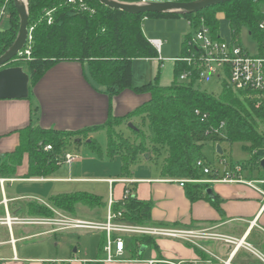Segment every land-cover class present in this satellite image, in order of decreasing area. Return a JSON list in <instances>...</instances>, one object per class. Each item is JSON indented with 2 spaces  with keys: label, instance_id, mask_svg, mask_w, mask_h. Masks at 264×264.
Segmentation results:
<instances>
[{
  "label": "trees",
  "instance_id": "trees-1",
  "mask_svg": "<svg viewBox=\"0 0 264 264\" xmlns=\"http://www.w3.org/2000/svg\"><path fill=\"white\" fill-rule=\"evenodd\" d=\"M80 1V0H77ZM87 10L78 4H68L67 0H28L29 27H33L31 59L13 60L6 68L22 67L30 77L29 100L32 90L43 76L55 65L62 62H81L89 67L94 83L105 89L111 100L107 121L100 126L79 132L46 129L29 125L18 131L19 146L0 157V178L14 177L17 168L28 158L27 178L49 177L61 167L68 147L78 139H84L86 147L100 159H114L120 156L123 162V175L129 174L130 166L141 156L162 153L166 158L162 175L168 179H187L204 181L217 178V171L206 160L203 147L206 139L214 141L249 143L254 166L262 169L259 152L264 153V95L250 91H235L226 84L220 96H214L197 88L198 75L193 74L188 82L180 81L184 72L193 70L187 62L179 59L189 56V41L192 32L184 38V53L175 61L174 79L171 85L162 86L161 71L148 84L134 87L133 61L137 59H157L160 54L144 32L143 22L151 17H186L195 22L204 18L212 35L230 44H241L243 29H247L254 39L261 41L259 23L263 19L264 0H235L207 8L191 14H131L109 8L98 0H83ZM136 3L141 0H119ZM197 1V0H181ZM54 10L53 22L48 23L46 12ZM222 14V15H220ZM21 19L11 4L10 26L0 32V58L4 56L17 40ZM125 90L139 94H149V100L126 114L117 117L113 114L112 100ZM197 111L199 114H197ZM206 115V119H202ZM147 121V132L134 131L136 141H131L117 132V128L133 118ZM225 124L224 137L207 135L212 129ZM105 130L108 138L106 152L95 139L87 141L91 132ZM82 144V142H79ZM50 146V150H45ZM201 162L202 166L198 163ZM247 168V162L240 163ZM210 168L211 174L204 172ZM208 183H186L184 188L192 203L200 200L218 207V200L208 194ZM90 209L107 208L102 198L88 192H75L52 196L48 205L31 202L29 215L33 217H54L52 209L70 216L77 214V206ZM153 205L133 195L129 186L125 187L124 198L113 205L120 213L122 222L140 225L151 223ZM105 238H102L100 252L103 251ZM134 256L142 246L160 252L156 238L130 237Z\"/></svg>",
  "mask_w": 264,
  "mask_h": 264
},
{
  "label": "crops",
  "instance_id": "crops-1",
  "mask_svg": "<svg viewBox=\"0 0 264 264\" xmlns=\"http://www.w3.org/2000/svg\"><path fill=\"white\" fill-rule=\"evenodd\" d=\"M149 21L145 18L143 22L145 35L147 32L152 34ZM145 22L147 25H144ZM187 34H184L181 42L177 41L171 49L169 48L171 42H164L161 36L148 37L146 35L152 44L153 41H161L162 46L158 51L160 56L157 59L133 61V86L140 87L150 83L159 71H161L160 83H162L164 75H162V69H166L168 65L172 67V79L169 84L171 85L174 79L175 60L183 56V43ZM141 60L153 63V73L148 77L149 79L140 78L135 71V63ZM104 91L103 87L93 82L86 63L62 62L51 68L34 86L31 100H0L1 159L19 146L18 131L29 125L71 132L103 125L108 119L111 105V100ZM148 100L149 94L125 90L113 98V114L117 117L125 116ZM144 121L143 118H133L118 127L117 132L120 134L122 128H126L127 131L129 130L127 138L134 141V131H138L137 125ZM102 131L106 132L98 130L89 133L86 140H99L100 143H98L105 151L107 147L102 145L100 141L102 139L98 137V133ZM77 141L78 143L83 142L84 139ZM75 157L77 160L69 166L67 176L57 175L60 173V167L49 177L27 178L29 165L28 158L25 156L14 177L0 178V219L26 221L41 218L29 215V203L48 205L52 196L70 194L55 191L53 183L73 184L100 181L109 185L108 181L113 180L114 184L110 189L116 203L123 200L126 186L130 187L133 195L138 199L152 203L151 225L208 230L238 240L244 239L250 248L246 249L223 241L201 240L199 246H194L180 240L156 238L160 252L142 246L134 256L130 246V237H126V251L122 260L100 264H177L193 261H198L199 264H264L261 258H264V168L258 169L250 163L252 157L250 161H247L246 169L238 163L232 164L229 169L225 170L233 172L236 168H241L237 177L247 183L210 184L209 189L213 191V200H218V207L205 200L192 203L187 197L184 186L174 182V179L163 177L161 170H154L152 161L157 159H154L153 153L148 158L141 156L138 160L141 163L130 166L128 175H123L122 159L116 156L114 161L121 159L120 163L113 162L118 176L108 175L109 169H106L108 166L106 161L98 162L94 157L85 158L77 155ZM100 169H105L101 174H104L102 177L91 176L93 170L101 171ZM106 209L108 211V204ZM52 210L55 215L57 212L65 214L55 209ZM77 210H79L78 206ZM81 211L84 212V210ZM71 217L81 219L77 215ZM42 227L44 226L28 223L0 224V264L47 263L45 259L32 257L27 251L28 247L31 244H37L33 240L43 236L57 235L63 231L50 233L48 232L50 229L43 230ZM103 238H105L104 233ZM100 251L99 247L96 255L94 253L88 259L81 260L75 256L79 252L77 250L73 252V258L65 263L81 264L80 261L89 262L90 260L93 263L97 260H104L106 255L104 251Z\"/></svg>",
  "mask_w": 264,
  "mask_h": 264
},
{
  "label": "built area",
  "instance_id": "built-area-1",
  "mask_svg": "<svg viewBox=\"0 0 264 264\" xmlns=\"http://www.w3.org/2000/svg\"><path fill=\"white\" fill-rule=\"evenodd\" d=\"M156 0H141L136 4L147 5ZM68 4L79 5L81 8L87 7L83 0H67ZM11 4L12 0H0V32L5 30L7 24L11 20ZM264 4L262 5L263 19L259 23V31L263 35V39L258 41L254 39L256 45V52L252 53L248 48L244 47L242 43L230 44L220 37H214L211 33V29L206 24L204 18H201L197 22L192 19H188L190 27L193 29L192 38L189 41V56L179 59L185 61L193 69L191 71L184 72L180 81L188 82L192 78L193 74L198 75V79L203 80L208 76H215L219 71H223L227 77L228 85L235 91H250L257 92L264 95ZM54 10L46 12L48 23L53 22ZM172 14H180L179 11H173ZM33 27H29L27 43L24 49L19 53L15 60L26 61L31 59L32 54V42H33ZM251 38H254L250 34ZM153 45L159 51L161 49V41H153ZM176 61V60H175ZM194 72V73H193ZM197 114L199 112L197 111ZM207 116H203V120ZM225 124L223 123L219 129H212L207 132V135H215L218 137H224L223 130ZM50 146H46L45 150H50ZM77 157L72 154H67L63 163L71 166L76 162ZM62 163V164H63ZM202 166V163H198ZM213 170L205 168V174L209 175ZM218 172V171H217ZM241 172V168H236L232 171H225L223 178H219V172L217 178L204 181H192V180H173L184 186L186 183L198 182V183H247L242 178L237 176ZM111 185L114 184L113 180L108 181ZM116 204L114 196L111 191L107 217L105 221H89L74 218L65 214L56 213L51 218H36L32 220L20 221L18 219H0V224L12 223H28L41 225L50 228V233L69 231V230H89L98 231L105 234V245L103 251L106 255L104 260L94 261V264L111 263L121 261L126 251V237H152V238H168L173 240H180L199 246L201 240H213L223 241L227 243L236 244L239 247L250 248V245L245 242L244 239L238 240L230 236H225L219 233H215L208 230H195L178 227H160L151 224L140 225L130 222L119 221L120 213H116L113 210V205ZM263 260L264 258L261 257ZM81 264H89L88 261H80ZM45 264H66L65 262H47ZM177 264H199L198 261L193 262H180Z\"/></svg>",
  "mask_w": 264,
  "mask_h": 264
},
{
  "label": "rangeland",
  "instance_id": "rangeland-1",
  "mask_svg": "<svg viewBox=\"0 0 264 264\" xmlns=\"http://www.w3.org/2000/svg\"><path fill=\"white\" fill-rule=\"evenodd\" d=\"M124 3H129V2H124ZM263 12H264V8H263ZM147 20H150L148 24L149 26H151L152 34L151 32H147L146 35L148 37H151V35L157 37L161 36L164 42L165 41H167L168 43L171 42L169 46L170 49L176 44L177 41L178 43L181 42L184 34L193 32V29L190 27L188 23V19L184 17L181 18L151 17ZM144 25H147V23L145 22ZM9 26H10V22L7 24V27ZM255 41L254 38L250 37L249 31L246 28L243 29L241 34V43L244 47L248 48V50L252 53L256 52ZM171 69H172L171 65L170 66L168 65L166 69H162V75L164 74L162 77V83H161L162 86H168L170 84V81L172 79ZM135 71L137 72V75L140 78L149 79L148 77L153 73V63L148 61L146 62L144 60L138 61V63H135ZM226 84L228 85L227 77L224 74V72L221 70L215 76H208L207 78L198 81L196 86L202 91H205L209 94L218 97L222 94ZM145 121L142 123L140 122L137 126L139 130H143L147 132V121L146 122ZM120 134L123 135L125 138H127L129 134V130L127 131L126 128L125 129L122 128ZM98 137L102 139L100 141H102L101 142L102 145H104L106 148L108 145L106 132L102 131L98 133ZM134 139H135L134 141H136L135 134H134ZM97 141L99 142V140ZM85 144H86L85 140L82 142V144L77 142H72L68 147V152L72 153L75 156L77 155L78 157L80 156L85 158L94 157L97 158L98 162L106 161L108 164L106 169H109L108 175L112 176L116 174L115 171L117 168L113 163L116 161H114L113 159H109L108 157H105L104 159H100L98 156L92 153L86 147ZM203 144H204L203 147L204 156L206 160L212 164L214 169L219 172V178H223L225 170L229 169L232 164L236 165L238 163L250 161L252 157V152L249 149L250 147L249 143L239 142V141H235L231 143L227 140L214 141L211 138H209L206 139V141ZM218 146H220L221 149L223 150L222 155L218 154V150H217ZM165 158L166 156L164 153H162L160 157L154 154V159H157L152 161V166L154 170L160 171L162 169ZM120 160L121 159H119L117 162L120 163ZM139 163H141V161H137L133 163V165ZM69 170L70 167L65 163H63L59 171L60 173L57 175L67 176ZM103 170L101 171L93 170L91 172V176L102 177L104 175V174L101 175L103 173ZM52 186L54 187L55 191H60L59 193L61 192L73 193L75 191H84V192L96 194L100 196L103 202L107 205L110 199V195H111L110 188L112 185L110 183L108 185L107 183H103L99 181V182L73 183V184L53 183ZM78 209L79 210H77V214H76L77 217L85 220L103 221V219L106 217L107 214L106 207L98 208V209H90L88 207H83L79 205ZM80 210H84V212L82 211L80 212ZM42 229L47 230L50 228L42 227ZM102 238H103V233L98 231H89V230L63 231L58 233L57 235L43 236L40 239L33 240V242L37 244L29 245L27 251L34 258L45 259L44 261L47 262H56L58 261L56 259H60L59 262L62 263L63 261L65 262L72 259L74 256L73 252L75 249H77L79 250V252L75 254L76 257H78L81 260L88 259L91 256V254L95 253L96 255L98 253L100 244L102 242ZM18 246L19 248L21 247L20 244ZM48 257L51 258L49 259ZM89 264H94V263H92V261L89 260Z\"/></svg>",
  "mask_w": 264,
  "mask_h": 264
},
{
  "label": "water",
  "instance_id": "water-1",
  "mask_svg": "<svg viewBox=\"0 0 264 264\" xmlns=\"http://www.w3.org/2000/svg\"><path fill=\"white\" fill-rule=\"evenodd\" d=\"M101 4L116 10L125 11L131 14H172L173 11H179L180 14L191 13L196 14L206 10L207 8L217 5L229 3L235 0H197V1H181V0H156L147 5L135 3H124L117 0H98ZM15 7L21 19L20 31L13 47L0 58V100H23L28 99L30 95L29 85L30 77L22 67L6 66L15 60L19 53L24 49L29 28V12L28 0L24 4L21 0H14ZM218 154L222 155L223 150L217 147ZM261 167L264 168V153L259 152ZM148 154L145 155L148 158ZM207 194L213 199L212 189L207 190ZM77 252V249L74 250Z\"/></svg>",
  "mask_w": 264,
  "mask_h": 264
},
{
  "label": "bare ground",
  "instance_id": "bare-ground-1",
  "mask_svg": "<svg viewBox=\"0 0 264 264\" xmlns=\"http://www.w3.org/2000/svg\"><path fill=\"white\" fill-rule=\"evenodd\" d=\"M22 3L26 4L27 3V0H21Z\"/></svg>",
  "mask_w": 264,
  "mask_h": 264
}]
</instances>
